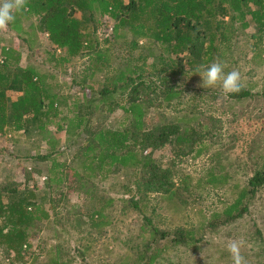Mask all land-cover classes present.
I'll use <instances>...</instances> for the list:
<instances>
[{
  "label": "trees",
  "instance_id": "obj_1",
  "mask_svg": "<svg viewBox=\"0 0 264 264\" xmlns=\"http://www.w3.org/2000/svg\"><path fill=\"white\" fill-rule=\"evenodd\" d=\"M104 16L115 21L110 37L104 41L122 40L128 46V51L115 56L114 65L109 49H102L97 32L96 25ZM251 26L256 29L251 35L255 59L264 51V45L257 48L264 41V0H25L24 9L8 26L9 32L21 40L29 53L33 55L40 48L43 56L40 63L21 64L13 47L1 48L0 135L23 132L34 142L44 141L49 153H35L32 157L46 163L44 190L58 191L60 198L55 200L47 191L38 193L30 183L31 176L22 184L0 183V250L12 260L26 264L33 233L39 224L51 219L46 204L56 208L64 197L67 202L69 195L88 197L94 205L86 213L81 207H72L76 227L81 228L86 221L88 230L107 226L111 221L105 209L114 199H96L93 191L96 179L124 177L127 192L133 194L121 201L126 203L124 207L129 205L140 213L144 198L151 193L159 194L168 203L182 205L191 187L224 184L230 177L224 163L227 159L208 169L206 177L192 183L183 178L180 185L171 166H166L162 153H168L170 160H174L185 156L196 158L208 150L207 138L215 135L210 126L216 129L220 121L215 117L200 120L199 111L179 109L176 104L187 89H183L184 85L183 88L169 85L166 80L177 71L197 75L202 65L223 64L219 59L224 52L232 53L235 31ZM41 36H46L50 46L42 48ZM140 40H144L143 46L139 45ZM146 45L162 49L159 60L152 61L149 74L142 71L145 63L135 64L131 58L135 50ZM78 58L87 59L88 78L111 70L112 73L103 77L107 83L98 91L93 90L91 96L80 93L81 97L72 99L60 92L67 83H61L58 74H64ZM175 66L177 70L173 69ZM154 69H162V74ZM224 70L230 71L225 66ZM192 88L200 95L197 97L205 93L214 99L221 95L235 101L256 94L264 96V92L252 93L245 86L239 93L228 95L219 85ZM115 112L121 114L117 124L103 125L99 120L108 119ZM51 124L54 130L48 129ZM62 130L65 139L61 145L57 134ZM68 150L73 154L67 164L63 155ZM133 186L135 191H131ZM263 186L264 160L245 185L235 191L233 201L208 224L216 227L218 217L223 225L242 217ZM143 219L141 248L116 264H156L168 246L195 247L202 239L200 225L162 230L144 213ZM256 233L264 242L259 229ZM58 254L56 245H51L43 257L37 254L35 264H67L61 259L62 253Z\"/></svg>",
  "mask_w": 264,
  "mask_h": 264
},
{
  "label": "rangeland",
  "instance_id": "obj_2",
  "mask_svg": "<svg viewBox=\"0 0 264 264\" xmlns=\"http://www.w3.org/2000/svg\"><path fill=\"white\" fill-rule=\"evenodd\" d=\"M114 23L110 17L104 16L96 25L102 49H109L112 54V65L117 60L116 55L128 51V46L122 40L104 41L110 37ZM255 31V27L252 26L242 31L236 30L231 42L232 53H222L219 60L226 69H230L229 72H239L243 86L252 93H261L264 92V60L261 59H264V51L260 58L252 59L254 39L251 35ZM40 39L42 48L50 46L46 36H41ZM144 43V40L139 41L141 46ZM262 45L264 41L257 48L260 49ZM8 46L19 53L21 64L40 63L39 59L43 56V50L40 48H36L33 55L29 53L18 37L10 35L7 27L0 30V55L1 48ZM161 51L160 46L146 45L145 48L135 50L131 58L135 64L145 63L142 71L149 74L152 71V61L159 60L158 55ZM184 55L185 53H182L181 57ZM173 69L177 70V67ZM161 70L154 69L159 75L162 74ZM224 71L227 73V70ZM109 73L111 74L112 70L107 74L99 73L88 78L87 59L78 58L68 65L64 74H58L61 83L62 81L67 83L60 92L72 99L78 98L80 93L89 97L93 90L98 91L107 83L103 77H108ZM167 79L169 81L166 80V83L169 85L177 84L182 88L184 85L183 89H187L179 99L181 101L176 104L179 109L199 111L200 120L215 117L220 121L217 122L216 129H213L214 125L210 126L215 135L207 138L210 144L208 150L196 158L185 156L174 160H170L168 153H162L166 164L168 163L166 166H171L174 178L180 185L183 178H188L192 183L199 177H206L208 169L227 159L224 163L230 174L228 180L215 187L212 185L191 187L189 196L188 194L186 196L187 201L182 205L176 202L168 203L159 194L151 193L144 198L145 204L142 205L140 213L129 205L124 207L126 203L121 201L133 194L127 192L128 182L124 177L96 179L93 189L96 199L100 198L102 201L114 199V202L105 209V215L111 223L98 230H88L86 220L84 224L81 223V228L75 226L73 221L75 210L72 207H81V211L85 213L92 210L94 205L88 197L78 198L69 195V200L66 202L64 197L56 208L46 204L50 209L51 219L39 224V229L33 233V246L26 264H35L37 254L43 257L51 245H56L58 255L62 253L61 259L67 264H116L120 259L128 257L127 255L130 256L137 248H141L144 239L141 236V226L145 224L143 213L148 215L154 226L162 230H170L177 226L197 228L200 225L203 228L202 239L194 245L195 247L170 245L163 250L156 264H233L227 247L233 241L241 244L243 264H264V242L256 233V229H259L264 239V186L251 199L249 211L242 217L227 225L221 224L222 218L218 217L216 227L211 228L208 224L216 213H221L224 207L233 201L235 191L245 185L247 178L264 160V96L256 94L252 98L235 101L227 99L224 95L214 99L200 91L199 93L204 95L197 97L200 95H197L195 93L197 90L192 87L201 85V77L198 74L177 71L169 74ZM84 81L86 84H83ZM10 94L16 95L14 92ZM170 110H167V113L172 114ZM120 116L119 112H115L108 119L98 118L103 125H115ZM48 129L54 130L55 126L51 124ZM63 132L62 130L57 134L60 136L61 145L65 139ZM49 151L44 141L34 142L23 132L10 131L0 135V183H6L7 186L22 184L31 176L30 183L38 189V193L47 191L52 198L58 200L60 198L58 191L43 188V182L48 175L46 163L32 157L35 153L47 154ZM216 152L220 154L216 155ZM72 154L71 150L64 152L63 158L67 164ZM216 172L214 170V173ZM68 177L72 178L70 172ZM132 190L135 191L134 186L131 187ZM79 251L83 252V255H80ZM32 252L35 253L34 258ZM0 264L22 263L12 260L0 250Z\"/></svg>",
  "mask_w": 264,
  "mask_h": 264
},
{
  "label": "clouds",
  "instance_id": "obj_3",
  "mask_svg": "<svg viewBox=\"0 0 264 264\" xmlns=\"http://www.w3.org/2000/svg\"><path fill=\"white\" fill-rule=\"evenodd\" d=\"M25 7V0H0V30L7 28L15 22L17 14ZM201 77V87L214 88L220 86L225 95L237 94L242 90L241 76L237 71L225 72L224 65L220 62H212L210 65H202L196 72ZM228 252L233 264H243L240 254L241 244L233 241L228 246Z\"/></svg>",
  "mask_w": 264,
  "mask_h": 264
},
{
  "label": "built area",
  "instance_id": "obj_4",
  "mask_svg": "<svg viewBox=\"0 0 264 264\" xmlns=\"http://www.w3.org/2000/svg\"><path fill=\"white\" fill-rule=\"evenodd\" d=\"M2 61V56L0 55V62Z\"/></svg>",
  "mask_w": 264,
  "mask_h": 264
}]
</instances>
